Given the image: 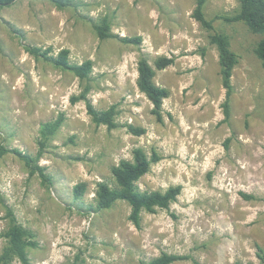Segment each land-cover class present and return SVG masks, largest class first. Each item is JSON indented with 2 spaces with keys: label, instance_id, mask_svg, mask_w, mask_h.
Masks as SVG:
<instances>
[{
  "label": "rangeland",
  "instance_id": "obj_1",
  "mask_svg": "<svg viewBox=\"0 0 264 264\" xmlns=\"http://www.w3.org/2000/svg\"><path fill=\"white\" fill-rule=\"evenodd\" d=\"M197 0H73L60 10L49 0H17L0 12V145L36 156L41 124L65 121L39 160L52 184L30 176L13 152L0 159V251L8 208L35 234L30 264H143L170 253L175 264H264V69L255 54L263 38L243 23L216 22L238 56L231 118L225 120L219 54L193 17ZM240 0H208V19L238 10ZM107 17L114 35L94 26ZM141 37V43L121 39ZM26 47L70 51L72 64L93 61L89 98L97 110L116 107L117 128L97 126L86 104H72L78 78ZM173 65L155 83L170 91L163 122L137 86L138 61ZM143 128L136 136L128 126ZM161 160L140 179V191L182 185L168 210L129 219L125 202L96 209L97 184L114 185L111 169L133 151ZM87 191L76 198L75 185ZM261 250V251H260ZM14 264H21L15 262Z\"/></svg>",
  "mask_w": 264,
  "mask_h": 264
},
{
  "label": "trees",
  "instance_id": "obj_2",
  "mask_svg": "<svg viewBox=\"0 0 264 264\" xmlns=\"http://www.w3.org/2000/svg\"><path fill=\"white\" fill-rule=\"evenodd\" d=\"M17 0H0V12L15 4ZM58 9L63 10L72 5L73 0H49ZM208 0H197L196 7L192 13V17L207 31L210 32V43L216 46L219 54V64L221 67L222 85L226 90V99L223 103L225 120L231 118V97L233 94L232 77L235 67L238 64V56L232 50L231 41L227 34L218 30L216 22L224 24L243 23L249 31L255 35H261L263 38L258 42L255 48V54L261 61L264 69V0H240V6L233 13L217 15L214 19H208L205 14V6ZM95 31L100 39H108L114 35L111 32V26L107 17L101 19L99 24L94 26ZM124 43H141V37L134 39L123 38ZM26 51L36 58H44L54 64L55 67L72 73L79 79L82 90L78 95H73L70 99L72 104L84 101L88 115L97 126H107L109 130L117 128L115 106H111L107 110H97L89 98L92 90L91 74L93 72V61L86 60L81 64H72L69 60L70 51L63 49L56 57L48 55L51 50H43L39 47H26ZM174 57L162 56L155 61L153 67L145 56H141L138 61V79L137 86L141 93L153 105L152 113L158 122H163V103L169 97L170 91L166 88L159 87L155 83L157 70L161 71L173 65ZM65 121L64 115H59L55 120L41 124L39 130L38 153L36 156L24 154L19 150L9 151L5 146L0 145V159L8 152H13L24 163L29 171L30 176L37 175L43 185L52 184L51 177L46 173L39 160L48 148L50 141L57 135ZM129 131L141 136L146 133L143 128H137L133 125L128 126ZM161 160L160 155L153 151L148 155L143 148H136L133 151L131 160H121L119 164L111 169L114 185L108 182H100L97 184L95 192L96 209L98 211L112 209L117 203L125 202L129 205L131 213L130 221L137 227H141L142 214L155 213L157 210H168L170 206L177 201L181 195L183 186L177 185L168 188L164 192L160 191H140L138 182L142 177L148 174L153 164ZM87 191L85 183L75 185L73 194L76 198L82 197ZM8 225L2 233L5 239V245L0 251V264H30L29 252L31 249L37 248L38 243L35 241V234L24 228L12 211L8 208L5 215ZM261 251V250H260ZM259 258L263 261L264 255L259 254ZM189 259L188 256L162 253L160 256L144 262L143 264H175L176 262Z\"/></svg>",
  "mask_w": 264,
  "mask_h": 264
}]
</instances>
